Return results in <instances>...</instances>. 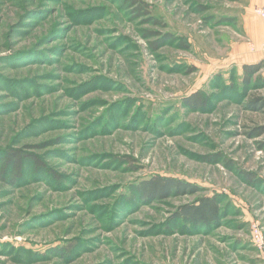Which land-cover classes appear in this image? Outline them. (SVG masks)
Masks as SVG:
<instances>
[{
  "label": "rangeland",
  "instance_id": "374dc122",
  "mask_svg": "<svg viewBox=\"0 0 264 264\" xmlns=\"http://www.w3.org/2000/svg\"><path fill=\"white\" fill-rule=\"evenodd\" d=\"M137 1L0 0V264H264V119L240 81L261 0ZM159 176L201 191H139ZM214 195L216 222L177 218Z\"/></svg>",
  "mask_w": 264,
  "mask_h": 264
},
{
  "label": "trees",
  "instance_id": "16d2710c",
  "mask_svg": "<svg viewBox=\"0 0 264 264\" xmlns=\"http://www.w3.org/2000/svg\"><path fill=\"white\" fill-rule=\"evenodd\" d=\"M132 5L138 4L137 0H125ZM264 67V61H258L253 64H242L240 81L243 87V92L246 93V105L245 109L248 111L260 115L264 119V97L251 92L252 89L259 88L258 85L252 86V78ZM260 83V86H264ZM248 91V92H247ZM183 105L185 107H192L196 110L202 109L207 104V97L202 90H197L189 96L184 97ZM250 139H258L264 136V125H258L251 127L246 133ZM260 150L264 151V141L260 143ZM20 150H14L8 152L6 157V166H8L9 173L19 177L21 173V167L23 155L20 154ZM38 163L37 160H35ZM39 164V163H38ZM13 178V177H12ZM139 191L148 192L149 194H157L159 197L173 192L180 194H197L201 191L199 187L190 182L180 181L177 179L165 178V177H154L148 182L143 183L139 187ZM220 204L221 197L218 195L210 197H201L196 199L192 205L183 206L179 209L177 218L183 220L186 223L192 224H205L209 225L216 222L220 216Z\"/></svg>",
  "mask_w": 264,
  "mask_h": 264
},
{
  "label": "built area",
  "instance_id": "2783aa9c",
  "mask_svg": "<svg viewBox=\"0 0 264 264\" xmlns=\"http://www.w3.org/2000/svg\"><path fill=\"white\" fill-rule=\"evenodd\" d=\"M253 11L259 17L264 18L263 6H256ZM250 48L254 50L253 46H251ZM259 51L264 61V41L259 46ZM250 241L254 248L257 250L259 256L264 259V234L262 232V228L258 224H254L251 226Z\"/></svg>",
  "mask_w": 264,
  "mask_h": 264
},
{
  "label": "crops",
  "instance_id": "0c3cea01",
  "mask_svg": "<svg viewBox=\"0 0 264 264\" xmlns=\"http://www.w3.org/2000/svg\"><path fill=\"white\" fill-rule=\"evenodd\" d=\"M258 3H259V6H263V7H264V0H261V1H259ZM250 49H251V48H250ZM251 51H254V50L251 49ZM259 54H260V56H261L260 58L258 57V58L251 59V60H249V61H247V62H245V63H243V64H253V63H256V62H258V61L263 60L260 51H259Z\"/></svg>",
  "mask_w": 264,
  "mask_h": 264
}]
</instances>
